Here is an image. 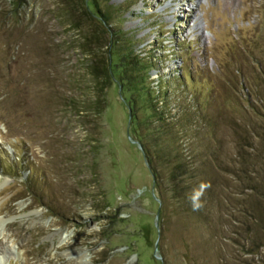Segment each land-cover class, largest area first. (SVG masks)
<instances>
[{
  "label": "rangeland",
  "instance_id": "374dc122",
  "mask_svg": "<svg viewBox=\"0 0 264 264\" xmlns=\"http://www.w3.org/2000/svg\"><path fill=\"white\" fill-rule=\"evenodd\" d=\"M95 1L105 28L88 0H0V264H264V0ZM108 32L188 112L178 142L221 176L222 224L153 186L126 99L95 80Z\"/></svg>",
  "mask_w": 264,
  "mask_h": 264
},
{
  "label": "trees",
  "instance_id": "16d2710c",
  "mask_svg": "<svg viewBox=\"0 0 264 264\" xmlns=\"http://www.w3.org/2000/svg\"><path fill=\"white\" fill-rule=\"evenodd\" d=\"M88 2L92 3L93 8L100 15L98 21L101 22L102 28L109 25L108 17L101 14V10L96 8V1L88 0ZM83 6L85 13L91 16L94 15V13L88 11L84 2ZM107 40L110 41L111 45L107 49V65L102 68L99 67L95 80L98 81V87L104 85L108 87L114 84L120 89L121 98L126 99L128 109L132 111L130 123L133 132H138L140 136V126L142 125H139L138 118L135 114L133 115L135 109L144 110L147 112L148 120H154L156 126L153 128L154 130L150 129L152 136L149 138L150 143L146 144L139 136L136 138L143 148L145 160L148 162L149 172L153 178V186L158 188L161 182L165 180L169 187L168 191L171 194V199L175 202L181 214H185L191 219L194 218L196 222L201 225L204 224V226L212 224V219L222 224L225 218L222 216L221 211L225 209L226 200L229 197H227V190L221 186V176L218 174L213 179L203 177L204 168L205 171L210 169L214 172L211 165L209 167L206 165L203 168L201 162L196 163L194 159H191L192 154L183 150L182 142H178L179 139L182 140L183 135H187L186 133L191 131L185 129L189 114H186L187 111L172 114L171 109H164L167 105L166 94L164 95V92L161 91L156 95L155 91L150 88L149 74L155 67V62L149 55L144 59L140 57L131 49L129 41L127 47L124 48L118 33L108 32ZM177 47L179 46L177 45ZM123 49H125V52ZM194 77L188 69L184 68L183 73L180 72L179 76L174 77V81L177 84L183 82L186 85V81L193 84V82L195 83ZM202 79L206 80L207 78L203 77ZM161 82L158 81L157 84ZM158 96L161 106L158 105ZM192 134L195 135V133ZM233 173L235 174V172ZM262 237L264 240L263 232Z\"/></svg>",
  "mask_w": 264,
  "mask_h": 264
},
{
  "label": "water",
  "instance_id": "95a60500",
  "mask_svg": "<svg viewBox=\"0 0 264 264\" xmlns=\"http://www.w3.org/2000/svg\"><path fill=\"white\" fill-rule=\"evenodd\" d=\"M128 110H129V113H130V109H128ZM130 115H131V114H130ZM130 115H129V118H130ZM128 138H129V140L131 141L132 144L137 145L138 148H139V150L142 151V147H140V145H139L136 141L131 140V138H130L129 135H128Z\"/></svg>",
  "mask_w": 264,
  "mask_h": 264
}]
</instances>
